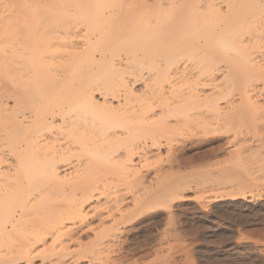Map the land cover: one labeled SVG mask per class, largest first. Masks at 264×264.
<instances>
[{
  "label": "bare ground",
  "instance_id": "1",
  "mask_svg": "<svg viewBox=\"0 0 264 264\" xmlns=\"http://www.w3.org/2000/svg\"><path fill=\"white\" fill-rule=\"evenodd\" d=\"M263 169L264 0H0V264H124Z\"/></svg>",
  "mask_w": 264,
  "mask_h": 264
},
{
  "label": "rangeland",
  "instance_id": "2",
  "mask_svg": "<svg viewBox=\"0 0 264 264\" xmlns=\"http://www.w3.org/2000/svg\"><path fill=\"white\" fill-rule=\"evenodd\" d=\"M211 158L200 160L203 168L227 159L224 155ZM201 162L192 165L201 167ZM257 173L244 200L231 197L237 192L225 187L219 190L225 197L220 202L212 199V188H202L187 192L186 200L174 202L170 208L145 214L143 223L135 225L133 231L128 228L133 234L127 239L129 254L123 255L124 264H264V169ZM103 259L94 264L110 262Z\"/></svg>",
  "mask_w": 264,
  "mask_h": 264
}]
</instances>
